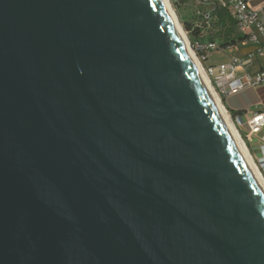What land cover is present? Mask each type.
Wrapping results in <instances>:
<instances>
[{"label":"water","instance_id":"95a60500","mask_svg":"<svg viewBox=\"0 0 264 264\" xmlns=\"http://www.w3.org/2000/svg\"><path fill=\"white\" fill-rule=\"evenodd\" d=\"M0 264H264V197L163 0H0Z\"/></svg>","mask_w":264,"mask_h":264},{"label":"built area","instance_id":"2783aa9c","mask_svg":"<svg viewBox=\"0 0 264 264\" xmlns=\"http://www.w3.org/2000/svg\"><path fill=\"white\" fill-rule=\"evenodd\" d=\"M181 1L183 0H167L173 8L178 7ZM192 1L195 7L192 11L190 26L192 29L200 30L202 37L190 39L189 31L185 30V39L202 74L208 80L220 103L224 97L236 94L245 88L264 85V69L253 73L245 71L256 57L264 56V22L259 19L258 11L251 6L258 0ZM217 9L225 10L234 23L236 34L241 38L236 40L235 45L221 46L217 40L210 38L218 23ZM237 46H252V51L242 57H236ZM222 51L230 55L229 63L218 65L217 71L213 66L205 65L214 53ZM222 107L230 118L235 133L264 178V106L249 112L246 121L240 118L234 120L226 108Z\"/></svg>","mask_w":264,"mask_h":264},{"label":"crops","instance_id":"0c3cea01","mask_svg":"<svg viewBox=\"0 0 264 264\" xmlns=\"http://www.w3.org/2000/svg\"><path fill=\"white\" fill-rule=\"evenodd\" d=\"M251 6L258 11L259 19L264 22V7L262 8V6H264V0H258L252 3ZM194 7L195 4L192 0H183L177 7L178 14L183 18L184 24L190 25ZM210 38L218 41L219 34L217 29H215V31L213 30V34H211ZM238 50L248 53L252 51V46H237L235 53ZM229 61L230 55L222 51L214 53L205 65L213 66L217 71L216 68L218 65L229 63ZM259 69H264V56L256 57L245 71L253 73ZM222 103L234 120L240 118L242 121H246L249 112H253L261 106H264V85L256 88H245L236 94L224 97ZM254 147L256 148V145H254Z\"/></svg>","mask_w":264,"mask_h":264},{"label":"bare ground","instance_id":"6f19581e","mask_svg":"<svg viewBox=\"0 0 264 264\" xmlns=\"http://www.w3.org/2000/svg\"><path fill=\"white\" fill-rule=\"evenodd\" d=\"M163 2L165 4V6H166V8H167L172 20H173V22H174V25H175V27H176V29H177L180 37H181L186 49L189 52V55L191 56L195 66L197 67L198 72H199V74H200V76H201V78H202V80H203V82H204L209 94L211 95L212 99L214 100L216 106L218 107V109H219V111H220V113H221V115H222V117H223V119H224V121H225V123H226V125H227V127H228V129H229V131H230V133H231V135H232V137H233V139H234V141H235V143H236V145H237V147H238V149H239V151H240V153H241V155H242V157H243V159H244V161L246 163V165L248 166V168H249V170H250V172H251V174H252V176H253V178H254V180H255L258 188H259V190L261 191V193H262V195L264 197V178L261 175L260 170L257 168L255 163L250 158V156L247 153L246 149L244 148L242 142L240 141V139L238 138L237 134L235 133L234 128L232 126V122H231L230 118L228 117V115L225 113V110L222 107V105H221V103L219 101V98L217 97V95L215 94V92L213 91L211 86L209 85L208 80L202 74V71L200 69L199 64L197 63V61L195 60L193 54L191 53V51L189 50V48L187 46V41L185 39V35L181 31L179 25L177 24L175 18L173 17V15H172V13H171V11L169 9L167 0H163Z\"/></svg>","mask_w":264,"mask_h":264},{"label":"trees","instance_id":"16d2710c","mask_svg":"<svg viewBox=\"0 0 264 264\" xmlns=\"http://www.w3.org/2000/svg\"><path fill=\"white\" fill-rule=\"evenodd\" d=\"M216 15L218 23L216 24L215 29L218 30L219 34L218 42L221 46H225L226 44L235 45L236 40H240L241 38L236 34L234 23L223 9H217ZM184 28L186 31H189L190 39H199L202 37V32L195 28L192 29L190 25L184 24ZM232 36L235 37L232 38Z\"/></svg>","mask_w":264,"mask_h":264},{"label":"rangeland","instance_id":"374dc122","mask_svg":"<svg viewBox=\"0 0 264 264\" xmlns=\"http://www.w3.org/2000/svg\"><path fill=\"white\" fill-rule=\"evenodd\" d=\"M168 6H169V9H170L173 17L175 18L177 24L179 25L181 31L183 32V34H185V28H184L183 18H181V16L178 14L177 7L176 8H173V6L170 7L169 3H168ZM221 36H222V34H221ZM244 54H246V51H240V50H238L235 53L236 57L243 56ZM221 105L224 106L223 103H221Z\"/></svg>","mask_w":264,"mask_h":264}]
</instances>
